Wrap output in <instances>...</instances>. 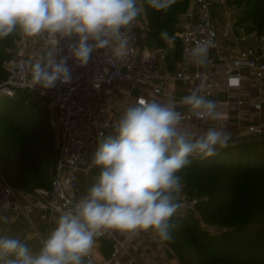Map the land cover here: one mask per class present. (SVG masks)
I'll return each instance as SVG.
<instances>
[{
	"label": "clouds",
	"instance_id": "obj_1",
	"mask_svg": "<svg viewBox=\"0 0 264 264\" xmlns=\"http://www.w3.org/2000/svg\"><path fill=\"white\" fill-rule=\"evenodd\" d=\"M146 3L166 12L176 0ZM142 12L137 0H0V40L16 32L27 38H60L56 47L28 61L33 87L47 90L57 82L71 83L69 59L83 67L101 49H110L115 60L128 57L129 33ZM160 37L174 44L175 36L167 30ZM61 39L73 41L63 56ZM213 46L211 38L198 41L185 50V60L204 66ZM200 93L201 88L194 89L179 102L140 98L128 106L114 123V134H99L90 165L99 174L87 194L66 210L57 209L56 225L38 250L17 237L0 235V264H92L86 258L96 238L112 230L151 232L162 243L171 241L177 227L171 220L183 207L182 170L191 164L190 157H214L231 141L225 128L196 134L183 125L180 106L201 120L221 119L220 105Z\"/></svg>",
	"mask_w": 264,
	"mask_h": 264
},
{
	"label": "built area",
	"instance_id": "obj_2",
	"mask_svg": "<svg viewBox=\"0 0 264 264\" xmlns=\"http://www.w3.org/2000/svg\"><path fill=\"white\" fill-rule=\"evenodd\" d=\"M216 5L222 9V25L213 16V7ZM179 20L182 54L175 70L164 69L171 58L166 47L150 50L145 46L143 40L148 34L147 19L140 14L129 33L131 51L128 57L115 60L110 49H101L93 53L89 63L83 67L69 59L71 83L57 82L56 87L47 90L33 87L28 61H34L56 47L60 38L48 34L27 38L18 33L14 59L7 66L6 79L0 83V99L27 95L46 105L57 160L50 189L21 192L13 188L0 173V219L7 214L23 215L30 227L39 234L40 224L49 222L53 215L59 216L57 209L66 210L84 196L81 177L90 176L92 168L83 167L82 162L88 153L98 147L100 133L107 136L114 131L113 125L119 119L115 113V90L118 84L130 83L133 87L150 88L152 96L158 97L165 92L168 83H181L187 95L201 88L200 94L210 99L215 92L220 63L228 67V85L231 88L241 86L244 69L256 70L259 76L264 75V35H258V45L240 48V42L245 40L242 37L245 29L238 23V10L228 0H191L190 8L180 15ZM209 38L214 42V46L209 49V62L204 66L187 62L185 50ZM71 42L60 40L58 47L62 49L61 56L67 55V47ZM140 98L151 100L140 96L136 101ZM251 106L262 110L260 103H252ZM182 113L185 125L198 119L190 112ZM249 130L255 136L263 135L259 126H252ZM181 201L183 207L171 222L196 213L201 199L192 198L182 191ZM104 237L114 239L111 257L97 262L90 254L86 259H90L92 264H123L120 253L127 252L129 241L138 245L143 240L148 246L173 250L168 242H160L151 232L128 234L119 240L109 231L97 237L95 244ZM41 239L43 241L44 238Z\"/></svg>",
	"mask_w": 264,
	"mask_h": 264
},
{
	"label": "trees",
	"instance_id": "obj_3",
	"mask_svg": "<svg viewBox=\"0 0 264 264\" xmlns=\"http://www.w3.org/2000/svg\"><path fill=\"white\" fill-rule=\"evenodd\" d=\"M142 1L152 46H167L160 37L162 30L178 41L179 15L190 8L191 0H176L166 12L155 11ZM228 1L238 10L239 24L264 35V0ZM17 36L18 32L0 40V83L7 77L9 57L4 53L15 49ZM181 54H171V58L180 60ZM21 97L6 99L13 103L0 106V173L15 189H50L57 160L53 129L40 113L19 114ZM190 159L181 172L182 189L201 201L198 216L171 222L177 225L173 229L176 249L196 255L191 264H264V137L234 144L211 158ZM91 168L99 174L98 168ZM200 222L221 233L212 234Z\"/></svg>",
	"mask_w": 264,
	"mask_h": 264
},
{
	"label": "crops",
	"instance_id": "obj_4",
	"mask_svg": "<svg viewBox=\"0 0 264 264\" xmlns=\"http://www.w3.org/2000/svg\"><path fill=\"white\" fill-rule=\"evenodd\" d=\"M217 6V5H216ZM239 14V13H238ZM214 18L220 23L224 22L222 9L217 6L213 9ZM239 23V22H238ZM244 28V25H241ZM245 29V28H244ZM257 32H250L247 28L242 34L243 41L239 47L245 49L254 45H258ZM233 46L234 43H233ZM227 65L220 63L218 70L219 75L215 84V92L210 98L219 105L221 119L219 121H205L196 119L192 123L185 125L189 130L196 134L206 131L209 127L225 128L231 133L230 146L238 143L252 142L256 139L264 137V75L259 76L256 70L244 69L242 71L241 86L231 88L228 85ZM135 91V98L130 97ZM187 95L181 83H168L163 94L153 97L150 88L133 87L130 83H121L116 86V117L120 118L125 109L136 103V99L145 96L151 100L163 102L169 98L175 99L177 102ZM252 103H260L262 110H257L251 106ZM181 112H189L186 106H180ZM259 126L263 131V135L255 136L250 132V127ZM5 218H7L5 220ZM57 215L51 216L46 224H40L39 234H37L29 225L25 216H16L15 214H7L0 219V235L17 237L33 250H38L41 246L42 239L56 225ZM115 239L122 240L129 233L112 230ZM114 239L112 237L100 238L94 245L91 252L95 261L102 262L111 257L113 252ZM127 252L120 253V259L123 264H182L180 258L174 250L158 248L155 245L148 246L143 240L137 244L129 241L126 245Z\"/></svg>",
	"mask_w": 264,
	"mask_h": 264
},
{
	"label": "rangeland",
	"instance_id": "obj_5",
	"mask_svg": "<svg viewBox=\"0 0 264 264\" xmlns=\"http://www.w3.org/2000/svg\"><path fill=\"white\" fill-rule=\"evenodd\" d=\"M137 3L139 6H141L143 8V12L141 13V15L144 17H146L145 15V5L144 2L142 0H137ZM214 6L213 9H215ZM180 17V15H179ZM146 21V20H145ZM147 23V22H145ZM177 27L181 28V23L180 20H178L177 23ZM244 28H248V25H244ZM19 33V32H18ZM177 37H178V41H174L173 45H168L166 46V48L170 51L171 54L175 55L176 53H181V40H182V30H180V32H177ZM145 46L150 49V50H155L158 49L157 47L152 46L151 40L149 38L148 35L145 36L144 40H143ZM6 56L9 57V59L7 60L6 63V67L9 65V63L14 59V49L13 50H6V52L4 53ZM178 58H170L168 61V64L165 66L164 69L166 70H175L176 68V63L178 62ZM137 95V91H135L130 97L135 98ZM22 97L20 98V105L18 107L19 109V114H30V115H35V114H41L44 115V117L47 119L48 123L51 125V121H50V116L49 113L46 110V106L43 102L39 101L38 99L31 97V96H27V95H21ZM13 102H8L6 99H0V106H4L8 105V104H12ZM23 110H25V112H23ZM23 112V113H21ZM17 116L11 117L9 122H13L15 121ZM3 133V132H1ZM98 176V173L96 172L95 169H92V173L90 176H82L81 177V183H82V192L84 193V195L87 194V189L94 183L96 177ZM19 190V189H17ZM21 192H25L23 190H19ZM183 191V189H182ZM191 197V196H190ZM192 198H197L200 199L198 197H192ZM193 216H198V212H196L193 215H186L185 217H187V219H191ZM182 217V218H185ZM191 217V218H190ZM200 227H202L203 229H206L207 231L211 232L212 234H220L221 230L212 226V225H206L205 223L200 222ZM173 235V232H172ZM174 236V235H173ZM169 245L172 247V249L175 251V253L178 255V257L180 258V255L178 254V251L176 248H178L179 246L176 244L174 237L171 241L168 242ZM181 254L183 255V257L191 264L193 259L196 260V255L194 254H187L184 252H181ZM181 260V259H180ZM182 262V261H181Z\"/></svg>",
	"mask_w": 264,
	"mask_h": 264
},
{
	"label": "water",
	"instance_id": "obj_6",
	"mask_svg": "<svg viewBox=\"0 0 264 264\" xmlns=\"http://www.w3.org/2000/svg\"><path fill=\"white\" fill-rule=\"evenodd\" d=\"M112 134H114V131H113V133ZM97 149H98V147L97 148H95L94 150H92L90 153H88L87 155H86V157L84 158V160H83V162H82V166L83 167H87V166H90L91 165V163H92V160H93V158H94V154H95V152L97 151ZM223 149H220V150H218V152H221ZM178 251V250H177ZM178 254L180 255V259H181V261H182V264H190L184 257H183V255L181 254V252L180 251H178Z\"/></svg>",
	"mask_w": 264,
	"mask_h": 264
},
{
	"label": "snow or ice",
	"instance_id": "obj_7",
	"mask_svg": "<svg viewBox=\"0 0 264 264\" xmlns=\"http://www.w3.org/2000/svg\"><path fill=\"white\" fill-rule=\"evenodd\" d=\"M235 83V82H234Z\"/></svg>",
	"mask_w": 264,
	"mask_h": 264
}]
</instances>
